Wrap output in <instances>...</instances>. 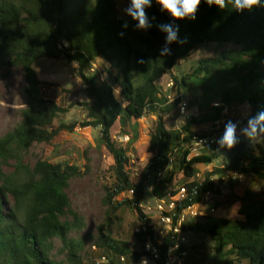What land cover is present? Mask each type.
Returning a JSON list of instances; mask_svg holds the SVG:
<instances>
[{
	"label": "trees",
	"instance_id": "trees-1",
	"mask_svg": "<svg viewBox=\"0 0 264 264\" xmlns=\"http://www.w3.org/2000/svg\"><path fill=\"white\" fill-rule=\"evenodd\" d=\"M146 13L155 17L153 27L141 31L117 11L116 0H0V70L6 74L21 71L26 98L20 120L0 135V264H61L51 256L56 237L69 264H117V257L132 261L140 255L129 242L107 235L101 224L93 246L111 256L84 262L83 241L68 236L84 226L83 217L70 208L65 191L79 169L65 161H52L51 153L58 151L64 133L84 127L99 131V149L110 160L105 165L111 181L105 184L102 198L107 218L126 206L143 229L137 231L143 244L150 240L159 249L154 264H163L171 245L182 251L189 247L170 230L157 236L151 216L143 212L147 186L157 202H174L165 214L175 224L183 210L201 203L206 195L215 197L214 206H219V182L226 174L262 181L258 204L252 212L241 204L237 218L210 221L205 226L212 243L210 257L202 260L205 264H264V144L254 141L251 146L241 136L239 144L226 150L216 142L225 123L236 121L230 114L240 106L247 105V120L264 111V8L237 13L218 10L202 0L195 20L174 21L180 39L186 42L171 44V55L165 58L158 55L164 35L156 25L173 21L155 3ZM125 22L127 27H123ZM209 44L235 47L199 59L191 73L172 72L180 61ZM46 58L76 64L86 96L77 103L82 120L53 124L75 104L61 105L43 95V82L34 65ZM93 65L100 70H93ZM103 72L105 79L100 78ZM165 75L179 92H200L192 103L196 114L181 127L166 126L163 119L179 102L169 101L160 89L158 83ZM148 113L158 116L149 131L148 161L135 181L130 176L129 152L137 140L136 121ZM200 125L211 129L191 132ZM116 126L127 136L125 146L113 139ZM208 135H215L210 151L190 157L195 138ZM33 144H44V148L30 165L23 158ZM216 160L220 164L212 165ZM200 164L212 165L203 179L197 177ZM9 165L12 171H3ZM174 169L184 178L178 189L171 184ZM229 185L233 187L230 180ZM180 193L182 197L173 201ZM201 225L184 221L181 231L201 230Z\"/></svg>",
	"mask_w": 264,
	"mask_h": 264
},
{
	"label": "rangeland",
	"instance_id": "rangeland-1",
	"mask_svg": "<svg viewBox=\"0 0 264 264\" xmlns=\"http://www.w3.org/2000/svg\"><path fill=\"white\" fill-rule=\"evenodd\" d=\"M126 6L127 3L125 1L116 0V9L120 14H125L124 9ZM234 47L232 44L202 45L187 60L180 61L172 72L174 74L191 73L199 59L214 56L225 48ZM93 70L98 71L100 68L98 65L97 67L93 65ZM34 72L38 79L43 82L42 92L46 98L55 99L61 105L75 104L65 115L56 120L53 123L54 125L60 122L72 123L83 119V113L77 103L85 101L86 96L75 63H67L62 59H40L34 65ZM100 78H106L105 72L100 75ZM170 80L169 75L163 76L158 83L160 89L169 95V101L175 99L180 101V99H183L186 101L187 106L185 111L181 112L177 103L173 111L165 115L163 119L166 126L181 127L190 116L196 114L195 105L192 103L196 101L200 92L197 91L192 94L179 92L176 88L168 86ZM23 85L24 79L19 69L11 70L8 74L5 73L4 69L0 70V135L12 128L20 120V110L26 104V98L22 92ZM115 91L118 93L117 89ZM248 114L247 105L240 106L230 114L232 118L236 119L235 123L238 124V132L240 128L246 126ZM157 116L156 113H148L136 121L137 140L133 145L134 150L129 152L131 159L130 176L135 181L148 161L146 145L149 140V131L154 127ZM210 129L209 125L193 126L191 132L201 133L205 130L210 131ZM113 139L117 144L125 146L127 136H124L116 126L113 130ZM257 141H261L264 144V140ZM98 142L99 131L97 129L90 127L77 128L72 133H64L58 146V151L51 153L53 154L51 155L52 161H65L76 165L79 169V175L69 180V185L65 191L69 198L70 208L84 219V226L81 229L71 230L68 233L70 238L83 241V251L80 255L84 262H87L89 258L94 261H103L105 260L102 257L103 255L111 256L109 253L102 252L93 246V241L98 234V227L101 224L105 225L107 235L116 240L129 242L134 250L139 251L143 245V241L137 235V231L143 229L135 223L130 210L126 206L112 214L110 219L107 218V209L102 203V198L105 193V184H109L111 181V176L106 166L110 160L105 155L106 153L100 151ZM250 145L253 146V142ZM43 148L44 144H33L24 155L23 162L32 165L41 156ZM191 149L190 157L210 151V148L199 147L193 143ZM10 162L12 163V161ZM219 164V160L212 162L214 166ZM212 165H197V177L203 179L204 173ZM12 169V165L3 166V171L5 172L12 171ZM183 179L181 173L174 169L171 174L173 188H180ZM229 180L233 182L232 188L229 185ZM261 183L262 181L255 178L226 174L223 180L219 182V188L222 193L221 198H219V206H214L216 198L210 195H206L201 203L193 205L191 212L186 216V222L202 224L201 230L197 227L191 232L182 230L180 234V236L185 238L184 243L191 247L190 252L195 251L199 256L206 257L211 250V241L205 232V226L210 221L219 218L234 219L239 217L237 210L241 204H244L252 212L258 204ZM151 192V186H147V192L142 202L143 212L151 216V221L158 230L157 236L161 237L169 229L159 221L160 213L156 210L157 201ZM248 194L250 195L249 200L247 199ZM122 197L123 195L118 196L116 199H121ZM240 197H244L247 200L244 202ZM178 199L179 194L173 201ZM163 208L165 211L168 210L165 204ZM67 219L71 220V217L69 216ZM53 243L54 248L51 256L54 260L61 264H69L66 260L67 255L60 251L61 242L59 238H54ZM186 255L185 253V257ZM116 261H118V257ZM117 264L120 263L118 262Z\"/></svg>",
	"mask_w": 264,
	"mask_h": 264
},
{
	"label": "clouds",
	"instance_id": "clouds-1",
	"mask_svg": "<svg viewBox=\"0 0 264 264\" xmlns=\"http://www.w3.org/2000/svg\"><path fill=\"white\" fill-rule=\"evenodd\" d=\"M202 0H127L124 13L133 22L135 28L147 31L153 27L155 17H149L146 9H150L155 3L161 13H166L172 23H160L156 25L164 35V44L159 49V57L165 58L171 55L170 45L173 43L183 44L186 41L179 37V26L174 21L195 20L198 6ZM208 6H215L218 10H233L237 13L252 12L257 8H264V0H203ZM127 27V22L123 25ZM241 136L247 141L254 142L264 140V111H259L255 116L248 119L246 126L240 128L238 124L229 120L224 125L223 133L216 141L220 148L231 150L241 141ZM143 264H147L144 261Z\"/></svg>",
	"mask_w": 264,
	"mask_h": 264
},
{
	"label": "built area",
	"instance_id": "built-area-1",
	"mask_svg": "<svg viewBox=\"0 0 264 264\" xmlns=\"http://www.w3.org/2000/svg\"><path fill=\"white\" fill-rule=\"evenodd\" d=\"M168 86L174 87V83L172 80L168 82ZM167 98L169 95L167 94ZM217 103H214L216 105ZM187 106L186 101L180 99L178 102V107L180 108L181 112L185 111ZM215 142V135H208V136H198L195 138L193 144L198 145L199 147L209 148ZM182 197V194H179V198ZM165 206L168 209L173 208L174 202L165 203V202H157L156 203V210L159 215L160 223L164 224L170 231L177 234V240L180 242H184L185 238L180 236L181 234V225L184 221H186V216L191 212L192 207H188L182 211V213L177 217L176 223L173 224L172 216L165 214ZM167 211V210H166ZM213 211V209H212ZM195 215V213H193ZM159 258V249L158 247L150 240H147L140 249V255L138 258L130 261L127 259L126 256L118 257V261L120 264H143L144 261H147V264H154L155 260ZM185 260V253L182 250H179L176 245H171L166 250V257L163 264H184Z\"/></svg>",
	"mask_w": 264,
	"mask_h": 264
},
{
	"label": "crops",
	"instance_id": "crops-1",
	"mask_svg": "<svg viewBox=\"0 0 264 264\" xmlns=\"http://www.w3.org/2000/svg\"><path fill=\"white\" fill-rule=\"evenodd\" d=\"M209 151H206V152H203V153H208ZM210 240V239H209ZM211 244L212 243H210V247H211ZM188 246V245H187ZM189 247V252H185L184 251V253H186L187 255H186V257H185V261H186V263L187 264H205L204 263V261L202 260L203 258L202 257H204V256H199V254H196L195 253V251H192V252H190V246H188ZM193 255V256H192ZM210 257V254H208L207 256H206V258L208 259ZM184 264H185V262H184Z\"/></svg>",
	"mask_w": 264,
	"mask_h": 264
}]
</instances>
